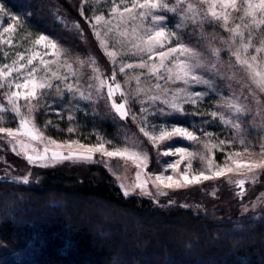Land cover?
Segmentation results:
<instances>
[{"label": "rangeland", "instance_id": "374dc122", "mask_svg": "<svg viewBox=\"0 0 264 264\" xmlns=\"http://www.w3.org/2000/svg\"><path fill=\"white\" fill-rule=\"evenodd\" d=\"M68 1L79 14L73 22L62 18L61 24L65 28H75L86 44L84 49L89 51L88 55L87 52L81 53L75 48L67 47V43L65 46L60 39L49 36L56 42V49H52L48 41L37 45L36 39L46 34L34 31L23 18L0 5V66L8 64L10 67L20 68L25 65L19 72L14 71L8 79L20 81L22 76L26 78V74L35 68L37 71L33 78L37 82L47 79L54 86H61L60 90L55 87L52 90L38 89V92L47 94L31 100L36 105L32 113V124L43 133V138L38 140L24 134L19 124L20 116L10 110L11 105L8 104L6 95L9 89L0 88V107L5 109L0 112V127L11 128L14 133L9 136L7 131L0 132V178L23 184H37L40 182L41 172L46 169L66 165L70 169L86 172L87 166L100 164L114 177L123 193L130 191L127 197L151 200L158 208L182 207L191 209L195 214H202L213 203L212 200H224L227 193L231 192L233 201L236 200L232 209L235 212V222L247 217L263 218L264 91L253 82L252 74L253 69L264 74V0H235V8L230 3L225 5L223 0H182L179 4L176 0H167L170 6H176L177 12L156 13L169 18L167 23L170 30L178 31L186 46L203 54L206 64L198 72L205 79H210L213 85L211 89L202 84L185 85L175 77L167 78L165 69L173 66V61L187 58L180 53L165 58V68L155 75L149 73L147 67H126L127 64L138 65L141 62L149 66L159 64L158 54L177 44L173 38L172 43L165 44L163 49L157 47L152 52L140 51V48L145 47L144 38L152 27V20L151 16H146L143 20L139 18V13L144 10L133 8V0ZM188 4L195 10L197 22L188 21L186 27L176 28L175 25L181 23L180 11L186 9ZM249 4L252 5L251 9ZM114 7L119 12L114 14ZM125 8H132V11L124 12ZM246 10L250 14H245ZM213 11L227 16V28L224 26V19L214 17ZM97 17L103 19L98 20ZM237 25L243 33V41L240 36H236L233 43L229 29H234ZM5 28H9V31L5 32ZM242 43L247 45V51L243 50ZM217 49L218 57L213 55V51ZM238 49L241 59L248 60L253 69L242 65L233 55ZM58 52L61 53L59 58ZM109 52H115L116 55L109 56ZM253 55L256 56L255 61L251 60ZM29 59L33 61L31 65L27 64ZM69 64L71 70L67 67ZM212 64L215 65L214 69L210 67ZM122 66L124 72L119 71ZM94 69H98V73ZM53 72L62 79L53 77ZM97 75L100 80L105 81L99 94L96 91L99 84L95 78ZM161 75L164 76L163 79L160 78ZM64 77L67 79H63ZM67 84H72L77 93H91V99L85 100L78 94L68 92ZM117 84L119 88H116ZM109 86L113 89L110 97ZM182 88L189 92H205L206 95L202 100L198 99L195 105L182 104V113L161 102L165 98L171 100ZM18 91L24 93L27 89ZM152 97L159 99L153 100ZM27 103L23 99L18 101L21 114L27 113ZM113 103H123L127 115L121 117L112 107ZM236 108H241L242 111L237 113ZM39 112L45 117L55 113L59 115L60 121H63L64 115L68 118L70 114L73 122H77L79 116L92 120L110 115L121 127L117 139L103 133L98 138V143L89 144L79 139L60 141L49 136L38 124L36 115ZM213 113L216 115L213 116ZM50 123L51 120L48 119L45 125ZM236 124L239 126L234 127ZM173 126L188 129L195 139L171 136L157 140L155 144L149 139V136H158L161 128L170 131ZM145 131L149 135H145ZM241 140L244 141L243 144L240 143ZM74 141L78 143H73L69 149L67 145ZM100 143H104L108 151L127 149L129 152L147 154V166L138 168L131 159L106 157L100 152L92 154V161L76 158L51 161L53 151L64 155L70 151L82 153L85 150L79 145L96 146ZM169 147L185 148L184 158L175 152L163 155V150ZM45 155L47 160L38 158ZM29 156L34 158V162L29 161ZM172 161H180L178 169L166 168V164ZM189 163L191 168H187ZM221 170L223 171L219 177L214 175ZM200 171L213 178L193 184H185L182 180L185 172L191 178ZM161 175H172L174 180H179L184 186L169 189L161 185L160 192L166 194L160 195L155 183H158L156 177ZM25 179L28 183H24ZM240 181H243L242 186ZM145 182L147 192L151 195L142 194L141 188L136 187ZM197 193L201 197L198 200ZM219 218L233 219L230 215L216 217Z\"/></svg>", "mask_w": 264, "mask_h": 264}, {"label": "trees", "instance_id": "16d2710c", "mask_svg": "<svg viewBox=\"0 0 264 264\" xmlns=\"http://www.w3.org/2000/svg\"><path fill=\"white\" fill-rule=\"evenodd\" d=\"M0 5L34 31L88 55L75 28L61 24L79 14L68 0H0ZM65 116L60 121L55 113L39 112L36 120L54 139L89 144L103 133L117 139L121 127L110 115L79 116L77 122ZM85 171L66 165L46 169L37 184L0 178V264H264V216L235 222L231 192L195 214L127 197L100 164ZM226 215L233 219H216Z\"/></svg>", "mask_w": 264, "mask_h": 264}, {"label": "snow or ice", "instance_id": "6c2138e0", "mask_svg": "<svg viewBox=\"0 0 264 264\" xmlns=\"http://www.w3.org/2000/svg\"><path fill=\"white\" fill-rule=\"evenodd\" d=\"M177 4L181 3L182 0H176ZM223 3L227 5L228 3L231 4L233 8H235V0H223ZM133 8L138 7L140 9H143L144 11L139 13V18L141 20L144 19L146 16H151L152 20V27L148 30V34L146 38H144V44L145 47L140 48V51H147L152 52L153 49L159 47L163 49L165 47V44H171L172 39L175 38L177 41L176 46L167 48L166 51H161L158 55L160 57V63L159 64H151L150 66L147 65L145 62H141L138 65L133 64H127L126 67L131 69L133 67H138L141 69L148 68L149 73L155 75L158 72H160V69L165 68L164 60L165 58H168L170 56H173L176 53H180L181 56L187 57L184 60L177 59L173 61V66L167 67L165 69V72L167 73V78L172 79L175 77L176 80L182 81L185 85H205L208 88H212L213 85L210 81V79H205L203 75L199 74L198 69H202L205 67L206 60L203 54L197 52L195 49L190 48L186 46L183 43V37L182 35L175 30H170L169 25L167 23L168 17L164 15H157V12H169V13H176L177 8L175 5L170 6L167 0H133ZM252 5L249 4V9H251ZM132 8H125L124 12H131ZM119 12L118 8H113V13ZM245 14H250L248 10H246ZM181 16V23L175 25L176 28H183L187 26L188 21H192L193 23L197 22L196 16H195V10L193 9L191 4H188L186 9H182L179 13ZM212 15L216 17L217 19L223 18L224 19V26L227 28V16H225L223 13L217 14L216 12H212ZM120 16H123V13H120ZM136 17H133L135 19ZM98 20L103 19V17H97ZM5 32L9 31V28L4 29ZM229 31L232 33V42L235 43L236 36L241 37V41H243V33L240 31V26L237 25L234 29H229ZM43 41H48L49 46L52 49L57 48L56 42L51 40L46 35H40L38 39H36L35 43L37 45L41 44ZM227 43V42H225ZM136 47H139L137 45ZM242 48L244 51H247V45H243ZM61 53H57V58H59V55ZM109 56H115V52H109ZM213 55L217 56L219 55V50H214ZM233 55L237 57V60L242 65H247L249 69H253V66L249 64L248 60L241 59V52L240 50H236L233 52ZM23 59V57H20ZM149 59H152V57H149ZM252 61L256 60V56L253 55L251 57ZM32 59H29L27 61L28 65L32 64ZM15 63V62H14ZM41 63H44V61H41ZM25 67V65H21L20 68ZM67 67L71 70V65H67ZM212 69L215 68V65L212 64L210 66ZM20 68L16 67H10L8 64H4L3 66H0V88H7L9 91L6 93L8 104L11 105V111L16 113L18 116H20V128L24 130V134L30 136L34 140L42 139L43 133L40 132L38 128L35 127L34 124H32V113L35 109L36 105L31 103V100H36L39 97H43L46 95V92H38V89H48L52 90L54 87L56 90H60V85H53L49 80L42 79L40 82H37V80L34 77V73L37 71L35 68L29 71L26 74V78L24 76L21 77L20 81H13L9 80L8 78L12 76V73L14 71L19 72ZM98 73V69H94ZM120 72H124V67L119 68ZM53 77L56 79H62V77L58 76L55 72L52 73ZM259 76V79H256V77ZM99 84L96 88L97 94H99L100 88H102L105 84V81L100 80L99 75L95 77ZM161 79L164 78L163 75L160 77ZM63 79H67V77H64ZM112 79H115V74H113ZM253 82L261 89V91H264V74H261L259 72H255L253 69L252 74ZM29 85H31V88H29ZM159 87V85L157 86ZM116 88H119V84L116 85ZM16 89V90H12ZM19 89H27L26 92L22 93L21 91H18ZM67 91L70 93L78 94L80 98L89 100L91 99V93L86 94L84 91H79L77 93V90L73 87L72 84H67ZM113 94V89L111 86L108 88V95L109 97ZM206 95L205 92L196 91V92H189L186 88H182L178 90L176 95L171 99H163L161 102L165 105H167L169 108L178 111L183 112L182 104H192L195 105L197 103L198 99H203ZM20 99L25 100L27 103V113L21 114V109L18 104V101ZM153 100L159 99L158 97H152ZM112 107L115 109V111L121 116L125 117L127 115V112L125 111L124 104H112ZM5 111L2 107H0V112ZM163 113V109L160 110ZM242 111L241 108H236V112L240 113ZM216 113H213V116H215ZM68 119L72 120L73 117L69 114ZM31 125V126H30ZM239 125L236 124L234 127H238ZM144 129H142L143 131ZM7 131L9 136H13V130L11 128L5 129L3 127H0V132ZM69 131H73L72 128H69ZM145 135H149L148 132L145 131ZM171 136H181L186 137L189 140H194L195 136L191 131L184 127L180 126H173L171 127V130H165L164 128H161L158 136H149V139L155 144L157 140H163L166 137ZM52 143H55V141H52ZM73 143L78 142H72L67 145L69 149L72 148ZM223 143V141H221ZM241 144L244 143L243 140L240 141ZM80 148L84 149L85 151L82 153H76L70 151L67 155H64L61 152L53 151L51 153V161L55 162L57 160H72L73 158L84 160V161H92L93 153L100 152L106 157H122L131 159L134 163H136L137 167H146L148 162L147 154H141L140 152L132 151L129 152L127 149H124L123 151L117 149L113 151H108L104 147V143H100L96 146H85V145H79ZM206 147H208L206 145ZM173 152L181 154V158H184V155L186 153V149L183 147H176L172 148L169 147L168 149L163 150V155L168 156L172 154ZM45 153H47V149H45ZM188 155H191L190 153ZM239 155V153H237ZM40 160L44 161L47 160L48 157L40 156L38 157ZM29 161L34 162V158L32 156L28 157ZM180 161H172L166 164V168H176L178 169ZM44 166H48V164H44ZM255 166V165H253ZM192 165L189 163L187 165V168H191ZM230 170V169H229ZM222 171H217L214 173L215 176L219 177L222 174ZM139 175V174H138ZM213 176L206 175L203 171H200L198 174L193 175L191 178L189 175H187V172H185L182 175V180L185 184H193V183H199L201 180H210ZM156 181L158 183H155V187L157 188V191L160 195H164L166 193L160 192V187L163 185L165 188H179L184 185L180 183L179 180H174L172 175L165 176H157ZM24 183H28V181L25 179ZM240 185H243V181L239 182ZM136 187L141 188L142 194L151 195V193L147 192L146 188V182L145 183H139L136 185ZM125 195H129L130 191H125Z\"/></svg>", "mask_w": 264, "mask_h": 264}]
</instances>
